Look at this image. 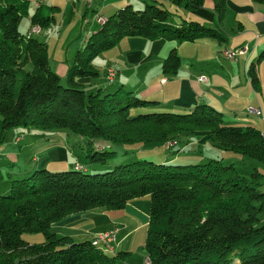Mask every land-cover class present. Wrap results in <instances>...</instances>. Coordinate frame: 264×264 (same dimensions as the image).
I'll use <instances>...</instances> for the list:
<instances>
[{"label": "trees", "instance_id": "1", "mask_svg": "<svg viewBox=\"0 0 264 264\" xmlns=\"http://www.w3.org/2000/svg\"><path fill=\"white\" fill-rule=\"evenodd\" d=\"M224 1L211 0L216 21L222 17ZM171 2L189 10L202 4V0ZM29 8L30 0H0V144L15 128H33L44 139L63 132L77 138L73 152L89 163L106 165L115 155L113 146L168 149L180 137H202L218 151L264 167V128L224 124L221 114L206 104L182 114L140 112L156 102L121 86L112 91L106 86L86 90L75 81L99 76L91 60L122 37L182 43L206 36L221 42L219 32L193 21L174 26L168 12L153 1L141 10L127 6L87 38L61 79L47 65L45 44L18 31ZM48 23L49 17L37 9L29 15L31 28H45ZM178 68V56L171 48L161 73L173 76ZM247 74L257 90L251 65ZM74 164L78 162L68 171L40 168L26 178L9 180L7 192L0 194V264H121L127 253H115V248L104 252L92 239L72 242L56 237L50 225L91 209L119 210L144 196L149 199L143 242L148 264H264V191L260 190L264 175L257 170L245 177L221 158L181 166L137 160L92 174ZM24 233L39 234L42 241L28 243L21 238Z\"/></svg>", "mask_w": 264, "mask_h": 264}, {"label": "crops", "instance_id": "2", "mask_svg": "<svg viewBox=\"0 0 264 264\" xmlns=\"http://www.w3.org/2000/svg\"><path fill=\"white\" fill-rule=\"evenodd\" d=\"M149 1L162 7V3L166 4L171 0H95L88 11L80 5L79 0H30L28 15L19 22V32L45 44L49 69L63 79L74 54L83 48L87 38L97 30L92 28L98 24L88 21L93 13L106 19L127 6L130 9L136 7L132 10H141ZM202 3L201 7L194 10L174 5L176 19L170 16L169 23L178 26L183 21L197 22L219 32L223 41L217 42L206 36L182 43L123 37L111 50L101 53L90 62L91 66L95 61L98 63L92 68L99 76L91 79L77 78L75 81L86 90H96L103 86L108 90V86L111 89L121 86L133 95H139V98L155 101L153 106L177 114L186 113L195 105L206 104L221 114L224 124L251 126L262 131L264 110L261 109L257 90H253L249 83L247 70L251 65L258 84L263 85L264 62L257 60V57L264 51V0H225V9L219 21H216L212 12L211 0H202ZM35 9L41 16L49 17V23L47 27L39 28L38 33H30L29 15ZM227 30L230 35L226 34ZM242 47L246 49L244 54L236 57L242 58L241 63L236 58L233 61L221 55L224 49L234 51ZM171 48L175 49L178 56L179 68L173 76L168 77L161 73L160 66ZM107 69L114 73L110 84L104 78ZM199 76L205 80L197 81ZM248 107L257 109L259 114H249L246 110ZM246 117L254 118L260 128L253 126V121ZM60 134L56 133L52 139L39 138V141L45 140L49 144L37 145V155L31 159L33 169L25 173H32L40 168L48 169L49 163L58 164L66 160L65 154H74L71 147L77 142V138L72 135H61L64 150L58 144L54 146L53 140L56 136L60 137ZM199 138L187 139L188 142L181 147L196 148L198 145L195 141ZM14 142H18L16 136ZM181 147L179 149L182 150ZM6 148L0 150V157L14 158L11 153L6 152ZM214 151L217 154L215 159L220 158V151ZM7 190L8 185L1 193ZM148 208L149 199L144 196L127 202L119 210L91 209L69 215L51 224L49 231L56 237L81 242L116 229L115 253H127L121 264H148L143 252V239H134V235L140 230L145 236Z\"/></svg>", "mask_w": 264, "mask_h": 264}, {"label": "rangeland", "instance_id": "3", "mask_svg": "<svg viewBox=\"0 0 264 264\" xmlns=\"http://www.w3.org/2000/svg\"><path fill=\"white\" fill-rule=\"evenodd\" d=\"M203 4V3H202ZM201 4V6H202ZM200 6V7H201ZM142 8V7H141ZM162 8L168 12V18L172 16V19H176V13H175V8L174 5L172 4L171 1L169 3L167 2L162 3ZM132 9H136L135 6L132 7ZM225 9V6H224ZM94 14H92V18L88 19L90 20L91 23L94 22ZM223 15V14H222ZM222 18V17H221ZM221 20V19H220ZM22 21V19H21ZM96 24V23H95ZM93 25V24H91ZM18 31L20 29V25H18ZM100 25H94L92 29L98 30ZM96 30V31H97ZM229 30V29H228ZM226 31L227 35H230V31ZM123 38V37H122ZM121 38V39H122ZM120 41V39L118 40ZM117 41V42H118ZM116 42V43H117ZM115 46V45H114ZM113 48V47H112ZM112 48L102 51L103 52H108ZM231 51V50H229ZM100 53V54H101ZM98 54V55H100ZM94 57L93 59L97 58ZM107 57V56H104ZM92 59V60H93ZM91 60V61H92ZM236 61L241 63L242 58H236ZM264 62V60H259ZM258 61V62H259ZM96 62V61H95ZM93 62L92 65L96 66V64ZM257 62V61H255ZM105 63V62H104ZM233 65H236V63H233ZM91 65V64H90ZM262 65V64H261ZM91 66V67H93ZM262 67V66H261ZM262 71V70H261ZM262 78V77H261ZM108 91H111V87L108 86ZM116 86H114L115 88ZM127 90V89H124ZM258 95V100L261 106V109L264 110V82L263 85L260 83L258 84V89L256 91ZM136 97H139V95L136 94ZM148 100V99H147ZM254 107V106H253ZM140 112H168L164 111V109L157 108L156 106L150 107V108H144L141 109ZM246 119L253 121V126L260 128L259 123L254 120V118H248ZM252 123V122H251ZM60 137H55L54 142L55 145L58 144V147L62 150H64V146L61 138V135L63 132H59ZM39 132H37L33 128H15L9 130V133L5 139V141L0 144V150L6 148L7 153H11L14 158H8L7 156L2 158L0 157V194L1 190H3L9 183V180H14V179H19V178H26L28 177L31 172H27V170L33 169V163L31 162V159L36 157L37 155V149L39 148L37 145L41 144H49L45 140L39 141V137H37ZM15 136L18 138V142H14ZM187 139L185 138H178L177 143L175 142L173 145H171L168 149L166 148V145H161V146H134L132 148H128L126 146H113V151L115 152L114 157L111 159L110 162H108L106 165H98L95 163H89L88 159L84 158V156L80 153L74 152V154L71 156L69 154H65L66 160L59 162L58 164H54L53 162L49 163L47 165L46 169L49 172H63V171H68L72 169V162H78V164H82L84 166V170L87 171L88 174H92V171H102L110 169L114 164H127L133 161L137 160H145V161H151L155 164H160V163H166L169 165H174V166H181V165H188V164H195V163H202L206 159L210 158H215L217 154L215 153L214 149L211 146V143L207 139L201 140L200 138L195 141V144L198 145L196 148H183L181 145L186 142ZM185 141V142H183ZM66 147V146H65ZM183 148L182 150L179 148ZM97 149L100 148L99 145L96 146ZM216 150V149H215ZM218 151V150H217ZM36 153V154H35ZM40 153V152H39ZM220 154V158L222 159V162L224 164L226 163H233L232 165L234 168L237 170L239 174L242 176L248 177V173H251L253 169L257 170L258 173L261 175H264V167L261 166L260 164H256V162H253L248 159H241L239 156L228 153V152H218ZM223 153H226L225 155H222ZM0 155H2L0 153ZM241 159V160H240ZM79 168L77 170L82 169L81 166H74V168ZM261 180V179H259ZM262 181V180H261ZM261 191H264V185L260 187ZM7 191H3V193H6ZM134 239H143L144 242V236L142 230L138 231L134 235ZM21 238L24 241H30L37 243L38 241L42 240L41 235L39 234H28L24 233L21 235Z\"/></svg>", "mask_w": 264, "mask_h": 264}, {"label": "built area", "instance_id": "4", "mask_svg": "<svg viewBox=\"0 0 264 264\" xmlns=\"http://www.w3.org/2000/svg\"><path fill=\"white\" fill-rule=\"evenodd\" d=\"M95 0H80V5L85 9V10H90L92 7V4ZM105 21V18L100 16V15H94V22L97 23L98 25L103 24ZM39 28L38 27H32L30 30V33H38ZM245 52V47L236 49L234 51H229L227 49H224L221 51V55L225 59L229 60H235V58L239 55L244 54ZM106 80L108 82H111L113 80V71L111 69L106 70ZM205 78H201L200 76L197 78V81L203 82ZM247 111L251 112L254 115H258L259 112L255 108L248 107L246 109ZM262 119V118H261ZM73 166H80L78 164H74ZM116 229H112L110 231H107L105 233H101L97 235L95 238H93V242L96 243L104 252L112 253L114 251V237L116 234Z\"/></svg>", "mask_w": 264, "mask_h": 264}, {"label": "bare ground", "instance_id": "5", "mask_svg": "<svg viewBox=\"0 0 264 264\" xmlns=\"http://www.w3.org/2000/svg\"><path fill=\"white\" fill-rule=\"evenodd\" d=\"M79 2H80V0H79ZM87 11H88V10H87ZM105 20H106V19H105ZM86 22H87V20H86ZM104 22H105V21H104ZM100 25H102V24H100ZM245 50H246V49H245ZM201 78H204V77H201ZM248 113H249V114H251V115H254V114H252V113H251V112H249V111H248ZM255 116H256V115H255ZM93 244H95V245H96V243H95V242H93Z\"/></svg>", "mask_w": 264, "mask_h": 264}]
</instances>
